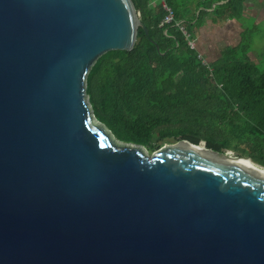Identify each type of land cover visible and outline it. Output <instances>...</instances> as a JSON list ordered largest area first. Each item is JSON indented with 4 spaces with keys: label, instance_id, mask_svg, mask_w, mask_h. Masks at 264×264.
Wrapping results in <instances>:
<instances>
[{
    "label": "water",
    "instance_id": "water-1",
    "mask_svg": "<svg viewBox=\"0 0 264 264\" xmlns=\"http://www.w3.org/2000/svg\"><path fill=\"white\" fill-rule=\"evenodd\" d=\"M140 27L133 0H0V264H264V178L94 120L88 74Z\"/></svg>",
    "mask_w": 264,
    "mask_h": 264
},
{
    "label": "trees",
    "instance_id": "trees-1",
    "mask_svg": "<svg viewBox=\"0 0 264 264\" xmlns=\"http://www.w3.org/2000/svg\"><path fill=\"white\" fill-rule=\"evenodd\" d=\"M133 2L149 34L140 27L132 51H110L93 64L86 95L94 120L118 142L148 153L168 141L206 144L264 169V70L251 58L256 26L240 22L248 0H164L192 41L208 17L221 26L240 22L239 44L209 65L178 27L161 26L159 0Z\"/></svg>",
    "mask_w": 264,
    "mask_h": 264
},
{
    "label": "rangeland",
    "instance_id": "rangeland-1",
    "mask_svg": "<svg viewBox=\"0 0 264 264\" xmlns=\"http://www.w3.org/2000/svg\"><path fill=\"white\" fill-rule=\"evenodd\" d=\"M198 1V0H195ZM247 3H251L249 7L251 9L247 8V12L245 14V17L240 21L243 23L244 28H251L255 29L254 26H256V29L252 33V50H251V58L252 61L257 64V66L261 69L264 70V60L262 56L264 55V0H248ZM199 16V13H197V17ZM256 19V21H255ZM213 20L211 17H208L206 19L205 25L198 30L197 32V40H194V48L192 49H197V50H202L209 48L212 50V52L217 51L219 52L221 49L225 48V44L223 42V37L220 38L219 32L214 29L213 26ZM239 22V23H240ZM238 26V24H237ZM239 27V26H238ZM237 33V32H236ZM219 39V45L216 44L214 39ZM235 41L232 43L234 46L239 43L238 40H240L239 33L234 36ZM210 47H207V46ZM205 52L201 53V58L203 59L204 63L209 65L211 64L213 59L208 57L207 55L204 54ZM182 142L181 141H168L162 144L160 150L167 148V147H175V146H180ZM206 146V144H204ZM159 150V151H160ZM157 151V152H159ZM156 152V153H157ZM146 156L152 157L156 153H148V151H145ZM228 153V152H227ZM232 153V152H229ZM235 156V154L233 153ZM236 157V156H235Z\"/></svg>",
    "mask_w": 264,
    "mask_h": 264
},
{
    "label": "crops",
    "instance_id": "crops-1",
    "mask_svg": "<svg viewBox=\"0 0 264 264\" xmlns=\"http://www.w3.org/2000/svg\"><path fill=\"white\" fill-rule=\"evenodd\" d=\"M249 6L251 5V3L250 4H248ZM247 8H249V7H246L245 8V14H246V12H247ZM250 9V8H249ZM213 22V21H212ZM237 24H238V26H237ZM213 26H214V29L216 30V31H218L219 32V36H220V38H222L223 37V42H224V44H225V47H228V46H233L234 47V44L232 43L233 41H235V39H234V36L236 35V34H238L239 33V36L241 35V33L243 32V28L241 27V24L240 23H238L237 21H235V20H232V21H227L226 23H225V25L224 26H221V25H218V24H215L214 22H213ZM237 32V33H236ZM219 38V39H220ZM219 39H214V41L216 42V44L217 45H219ZM240 40H241V37H240ZM240 40H238L239 42H240ZM239 44V43H238ZM238 44H236V45H238ZM235 45V46H236ZM207 47H210L209 45L207 46ZM206 49V48H205ZM205 49H203V51L202 50H199V52L200 53H203V52H205L204 54L205 55H207L208 57L210 56L213 60L212 61H214V62H212L211 64H213V63H215V62H217L218 60H220V57H221V51L223 50V49H221L219 52H217V51H214V52H212V50H210L209 48H207V50H205ZM202 55V54H201ZM209 57V58H210Z\"/></svg>",
    "mask_w": 264,
    "mask_h": 264
},
{
    "label": "bare ground",
    "instance_id": "bare-ground-1",
    "mask_svg": "<svg viewBox=\"0 0 264 264\" xmlns=\"http://www.w3.org/2000/svg\"><path fill=\"white\" fill-rule=\"evenodd\" d=\"M181 147H187L189 148V146L187 144H180ZM197 150H201V151H205V152H210L207 147L202 144L200 147H197ZM227 158L235 163H237L238 165H240L241 167L245 168L246 170L250 171L251 173L264 178V169L260 168L259 166H256L255 164H253L251 161H247V160H238L236 159V157L233 155V153H226L224 154Z\"/></svg>",
    "mask_w": 264,
    "mask_h": 264
},
{
    "label": "built area",
    "instance_id": "built-area-1",
    "mask_svg": "<svg viewBox=\"0 0 264 264\" xmlns=\"http://www.w3.org/2000/svg\"><path fill=\"white\" fill-rule=\"evenodd\" d=\"M159 3L162 6L163 11L165 12V17H164V20H162L161 26L164 24H174L185 35L190 47L194 48V43L190 38V34L187 32L186 28H184L182 21L175 20V15H174V12L172 11V8L167 6L164 0H159Z\"/></svg>",
    "mask_w": 264,
    "mask_h": 264
}]
</instances>
